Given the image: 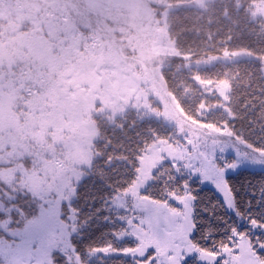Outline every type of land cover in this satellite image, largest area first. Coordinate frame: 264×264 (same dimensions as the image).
Segmentation results:
<instances>
[{
	"label": "snow or ice",
	"instance_id": "6c2138e0",
	"mask_svg": "<svg viewBox=\"0 0 264 264\" xmlns=\"http://www.w3.org/2000/svg\"><path fill=\"white\" fill-rule=\"evenodd\" d=\"M131 2L137 26L90 0H0V264H264V172L242 180L264 165V0ZM68 24L126 62L138 27L149 48L166 34L181 50L150 62L163 87L146 79L121 111L93 112L91 158L71 170L70 131L37 121L58 75L27 47Z\"/></svg>",
	"mask_w": 264,
	"mask_h": 264
},
{
	"label": "trees",
	"instance_id": "16d2710c",
	"mask_svg": "<svg viewBox=\"0 0 264 264\" xmlns=\"http://www.w3.org/2000/svg\"><path fill=\"white\" fill-rule=\"evenodd\" d=\"M105 7H111L117 11L128 10V15L135 18L137 26L140 13L135 10V6L131 0H103ZM212 27H215L213 25ZM66 32V36L60 33ZM52 40L43 39L35 40L28 44L29 51L34 53V58L43 65V69L47 70V78L51 80L52 74L58 75V81H53L52 86L49 88L51 94L50 99L54 111L44 113L42 112L37 118L40 124L41 133L47 131L48 127H52L56 132H61L68 129L71 133L72 139L69 144V170L73 165L86 163L91 158L92 141L99 135V129L96 127V121L93 120V112H102L104 110H111L114 113L121 111L124 101L134 97L141 90V84L146 80L144 75L139 74V71L133 66L132 62H126L125 56L122 52L105 51L104 48L90 45L86 48L80 40V34L74 29L72 24L63 26L60 29L53 28L51 31ZM146 30L144 28H137V34L130 38L131 47L135 49L138 58V53L148 50L154 56L160 53H168L169 55H179L180 49L174 46L171 41H167L163 48L157 44H153L151 48L148 47L147 41L140 38L145 36ZM199 39V37H193ZM211 41L205 45L199 46L194 50L202 55L208 48ZM134 61H138L135 59ZM131 63V64H130ZM185 75L196 74L197 66L194 60H186L182 62ZM43 69L41 70L43 72ZM199 71L203 73V66ZM158 77L164 86L163 78ZM129 83V98L124 97L125 94L121 93L118 87V82ZM181 83H186L187 92L189 97L198 99L197 91L194 86V81H185L181 78ZM201 83L207 84L210 81L203 80ZM62 84V88L58 85ZM115 84V87L112 85ZM71 87L74 91L69 92ZM78 87H81V92H78ZM115 89V90H114ZM188 89H191L189 91ZM110 91L112 94H110ZM97 102L100 108H97ZM173 103L176 101L173 99ZM179 109V104H176ZM7 120L6 127L11 126L15 128L17 122L12 116L10 111H5ZM67 117V120H65ZM77 127V130L73 128ZM42 138V135H41ZM74 141L79 142V146L85 144V149L78 151L74 148ZM247 172L242 180L245 183L252 181V176L248 173L251 172H264V168L259 165L249 163ZM51 172V169H49ZM63 169L60 170L62 172ZM59 174V173H58ZM35 186L39 187L41 181L33 178Z\"/></svg>",
	"mask_w": 264,
	"mask_h": 264
},
{
	"label": "rangeland",
	"instance_id": "374dc122",
	"mask_svg": "<svg viewBox=\"0 0 264 264\" xmlns=\"http://www.w3.org/2000/svg\"><path fill=\"white\" fill-rule=\"evenodd\" d=\"M90 2L94 5V6H99L101 4H103V0H90ZM143 36H140V38L142 39ZM80 40H81V43L86 47L88 48L90 45H95V44H88L86 42H84L81 34H80ZM96 46V45H95ZM100 48L103 49V46H100ZM156 57L154 56L150 51L148 50H144L140 53H138V58L137 57H134V60L137 59L138 61H134L132 62L133 66H135V64H139L140 65V70H139V74L141 75H144V77L147 79V80H156V82L161 86L163 87L161 81H160V78L158 77V74H157V71L158 70H153L151 67H150V62L151 60ZM146 62H147V65L149 66H146ZM131 64V63H130ZM130 87L129 83L126 84V81L124 82H118V87L121 89V93L122 94H125L124 97L126 98H129V88L127 87ZM112 87H115V84L112 85ZM78 92L80 93L81 92V87H78ZM115 90V89H114ZM110 94H112V92L110 91ZM74 130H77V127L74 126L73 128ZM78 131V130H77ZM74 148L76 150H82V152L84 151V149L86 148L85 147V144L83 146H79V142L78 141H74ZM251 163V162H249ZM247 164L246 167H249L250 164ZM256 165H259V164H256ZM261 166L262 168H264V165H259Z\"/></svg>",
	"mask_w": 264,
	"mask_h": 264
}]
</instances>
